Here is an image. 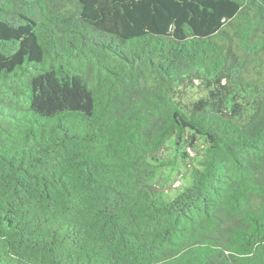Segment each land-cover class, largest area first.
<instances>
[{
	"label": "trees",
	"instance_id": "16d2710c",
	"mask_svg": "<svg viewBox=\"0 0 264 264\" xmlns=\"http://www.w3.org/2000/svg\"><path fill=\"white\" fill-rule=\"evenodd\" d=\"M0 264H264V0H0Z\"/></svg>",
	"mask_w": 264,
	"mask_h": 264
},
{
	"label": "rangeland",
	"instance_id": "374dc122",
	"mask_svg": "<svg viewBox=\"0 0 264 264\" xmlns=\"http://www.w3.org/2000/svg\"><path fill=\"white\" fill-rule=\"evenodd\" d=\"M179 184H180V182H175L174 184H173V186H174V188H176V187H178L179 186Z\"/></svg>",
	"mask_w": 264,
	"mask_h": 264
}]
</instances>
